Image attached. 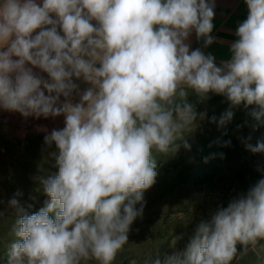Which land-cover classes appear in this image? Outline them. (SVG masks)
Returning a JSON list of instances; mask_svg holds the SVG:
<instances>
[{
  "label": "clouds",
  "instance_id": "9594fccd",
  "mask_svg": "<svg viewBox=\"0 0 264 264\" xmlns=\"http://www.w3.org/2000/svg\"><path fill=\"white\" fill-rule=\"evenodd\" d=\"M244 3L217 65L188 42H215L214 0H0V110L64 118L39 129L57 169L33 178L43 205L30 211L18 190L0 209L16 215L8 264H112L156 182L154 152L191 150L210 94L230 105L211 123L224 127L243 106L253 131L264 125V0ZM251 139L246 150L264 153ZM261 241L264 178L200 220L182 250L143 264H239Z\"/></svg>",
  "mask_w": 264,
  "mask_h": 264
},
{
  "label": "rangeland",
  "instance_id": "374dc122",
  "mask_svg": "<svg viewBox=\"0 0 264 264\" xmlns=\"http://www.w3.org/2000/svg\"><path fill=\"white\" fill-rule=\"evenodd\" d=\"M85 87L81 84V89ZM229 107L224 97L210 94L209 100L197 104V110L206 112L207 117L188 137L191 150L181 148L174 156L154 152L156 182L144 193L143 215L132 224L128 242L112 264H143L149 254L163 257L182 250L200 220L208 219L219 206H227L264 178V153H252L242 142L249 135L253 145L264 142V125L255 131L248 126L253 123L248 115L251 109H232L233 119L222 128L210 122L212 116L219 118ZM63 126L62 116L25 119L19 113L0 110V200L5 202L0 209H6V202L18 190L22 205L33 204L30 211L43 205L45 197L33 178L57 169L48 154L54 146L46 149V132L39 129L50 132ZM15 219L12 209L0 219V264H8L9 247L16 239L11 231ZM257 255L264 256V241L239 264H256Z\"/></svg>",
  "mask_w": 264,
  "mask_h": 264
},
{
  "label": "crops",
  "instance_id": "0c3cea01",
  "mask_svg": "<svg viewBox=\"0 0 264 264\" xmlns=\"http://www.w3.org/2000/svg\"><path fill=\"white\" fill-rule=\"evenodd\" d=\"M214 29L211 35L215 42L204 47L203 40L198 41L195 34L189 38L191 49L201 48L207 54H213L217 62L230 58V45L236 39L235 31L240 22L247 17L244 0H214Z\"/></svg>",
  "mask_w": 264,
  "mask_h": 264
}]
</instances>
